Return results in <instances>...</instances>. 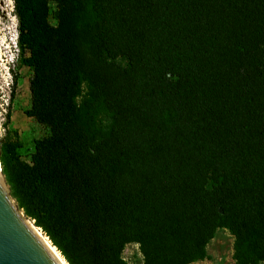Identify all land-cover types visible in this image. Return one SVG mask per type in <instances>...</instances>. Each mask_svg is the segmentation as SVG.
Here are the masks:
<instances>
[{
	"label": "trees",
	"instance_id": "trees-1",
	"mask_svg": "<svg viewBox=\"0 0 264 264\" xmlns=\"http://www.w3.org/2000/svg\"><path fill=\"white\" fill-rule=\"evenodd\" d=\"M12 2L47 135L0 165L65 262L192 264L225 229L264 264V0Z\"/></svg>",
	"mask_w": 264,
	"mask_h": 264
},
{
	"label": "rangeland",
	"instance_id": "rangeland-1",
	"mask_svg": "<svg viewBox=\"0 0 264 264\" xmlns=\"http://www.w3.org/2000/svg\"><path fill=\"white\" fill-rule=\"evenodd\" d=\"M117 62L125 66L124 61L117 60ZM14 76L18 77V84L12 96ZM31 76L30 70L21 63L13 2L0 0V143L3 138L18 142V154L25 161H28L33 152L34 142L47 135L45 127L25 114L31 104L29 91ZM8 112H10L9 123L6 121ZM20 213L23 216L22 211ZM25 220L33 224L29 219ZM232 243L233 238L228 231L218 229L206 247L207 257L192 264H234ZM122 256L128 264H143L138 245L126 246Z\"/></svg>",
	"mask_w": 264,
	"mask_h": 264
},
{
	"label": "water",
	"instance_id": "water-1",
	"mask_svg": "<svg viewBox=\"0 0 264 264\" xmlns=\"http://www.w3.org/2000/svg\"><path fill=\"white\" fill-rule=\"evenodd\" d=\"M0 264H59L20 216V210L10 195L1 165Z\"/></svg>",
	"mask_w": 264,
	"mask_h": 264
},
{
	"label": "bare ground",
	"instance_id": "bare-ground-1",
	"mask_svg": "<svg viewBox=\"0 0 264 264\" xmlns=\"http://www.w3.org/2000/svg\"><path fill=\"white\" fill-rule=\"evenodd\" d=\"M20 216L25 220V218L20 213ZM28 226L34 231V233L38 236V238L42 241V243L46 246V248L51 252V254L54 256V258L57 260L59 264H67L65 260L62 258L60 253L51 245V243L48 241L46 237H44L41 233V231L34 227V225L25 220Z\"/></svg>",
	"mask_w": 264,
	"mask_h": 264
}]
</instances>
